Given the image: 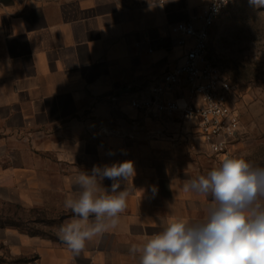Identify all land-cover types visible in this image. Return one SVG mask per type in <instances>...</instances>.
<instances>
[{"label": "crops", "instance_id": "obj_1", "mask_svg": "<svg viewBox=\"0 0 264 264\" xmlns=\"http://www.w3.org/2000/svg\"><path fill=\"white\" fill-rule=\"evenodd\" d=\"M206 2L0 0V199L56 208L64 224L78 171L123 161L135 167L121 182L129 195L115 230L76 256L58 235H34L12 253L24 249L41 264H137L130 246L162 221L204 217L208 199L183 186L204 175L196 153L206 146L196 137L188 150L190 141L177 140L176 116L143 118L129 100L147 92L167 61L180 60L184 48L170 25L197 16ZM102 184L110 190L112 181Z\"/></svg>", "mask_w": 264, "mask_h": 264}, {"label": "clouds", "instance_id": "obj_2", "mask_svg": "<svg viewBox=\"0 0 264 264\" xmlns=\"http://www.w3.org/2000/svg\"><path fill=\"white\" fill-rule=\"evenodd\" d=\"M249 2L264 7V0ZM134 175V163L123 161L94 165L91 174L78 171L71 178L75 191L63 207L72 216L57 235L74 256L118 227L129 195L119 190L121 182ZM105 178L112 181L110 190L102 184ZM183 188L208 199L204 217L162 221L160 231L130 246L137 264H264V167L225 156Z\"/></svg>", "mask_w": 264, "mask_h": 264}, {"label": "rangeland", "instance_id": "obj_3", "mask_svg": "<svg viewBox=\"0 0 264 264\" xmlns=\"http://www.w3.org/2000/svg\"><path fill=\"white\" fill-rule=\"evenodd\" d=\"M209 54L219 71L235 86L233 101L240 115L241 134L234 145V155L264 167V7L249 0H233L219 17ZM179 136L177 140H183ZM192 144H186L190 151L194 150ZM196 156L204 175L220 163L218 156L207 151H197ZM27 207L0 199V264H22L23 258L33 256L23 253L24 249L14 254L11 248L31 245L34 235L45 239L57 236V223L62 224V220H56L59 210L48 206ZM17 232L27 239L8 240L10 233Z\"/></svg>", "mask_w": 264, "mask_h": 264}, {"label": "built area", "instance_id": "obj_4", "mask_svg": "<svg viewBox=\"0 0 264 264\" xmlns=\"http://www.w3.org/2000/svg\"><path fill=\"white\" fill-rule=\"evenodd\" d=\"M232 1L207 0L197 16L172 23L175 44L184 48L180 60L167 61L147 92L129 100L143 118L176 116L183 139L194 146L193 138H200L207 152L220 161L235 156L241 124L233 101L235 86L213 62L209 46L222 11ZM22 264L41 263L31 256Z\"/></svg>", "mask_w": 264, "mask_h": 264}, {"label": "trees", "instance_id": "obj_5", "mask_svg": "<svg viewBox=\"0 0 264 264\" xmlns=\"http://www.w3.org/2000/svg\"><path fill=\"white\" fill-rule=\"evenodd\" d=\"M31 256H29V257H25V258H23V262H25L26 260H28L29 258H30Z\"/></svg>", "mask_w": 264, "mask_h": 264}]
</instances>
